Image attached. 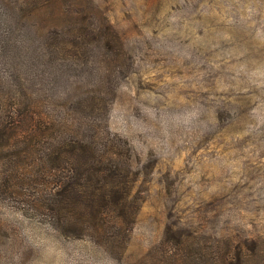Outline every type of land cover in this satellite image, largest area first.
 <instances>
[{
    "label": "rangeland",
    "instance_id": "rangeland-1",
    "mask_svg": "<svg viewBox=\"0 0 264 264\" xmlns=\"http://www.w3.org/2000/svg\"><path fill=\"white\" fill-rule=\"evenodd\" d=\"M65 7L70 18L88 17L73 26H97L100 39L87 44V62H54L71 77L53 88L71 98L95 96L97 108L105 103L97 122L129 145L135 191L153 189L141 194L138 220L123 232L71 184L31 166L41 195L83 224L85 235L55 236L45 222L25 220L13 200H0V264H264V0H81ZM8 13L0 78L24 79L53 10L25 29L19 9ZM104 18L117 33L107 48L98 28ZM41 68L47 75L46 65L36 73ZM76 105L75 115L85 118L89 110Z\"/></svg>",
    "mask_w": 264,
    "mask_h": 264
},
{
    "label": "trees",
    "instance_id": "trees-1",
    "mask_svg": "<svg viewBox=\"0 0 264 264\" xmlns=\"http://www.w3.org/2000/svg\"><path fill=\"white\" fill-rule=\"evenodd\" d=\"M76 1L81 0H0V31L12 18L10 7L22 12L17 21L23 29L35 16L53 10L43 20L48 21L47 32L37 53L43 59L38 61L36 55V61L29 62L28 68L34 66L24 79L19 75L10 80L7 76L0 78V200H13L25 220L45 222L55 236L80 238L85 235L83 224L46 201L31 166L47 175L52 173L54 180L71 184L103 219L115 223L123 232L138 220L146 199L141 194L148 195L153 188L135 191L139 174L134 170L129 145L123 148L115 134L97 122L96 116L103 114L105 103L102 101L97 108L95 96L71 98L53 88L60 81L67 85L71 77L69 70L59 73L54 62L73 58L87 62V44L100 39V32L98 35L94 31L97 26L72 25V21L83 23L88 18L69 17L70 10L65 5ZM98 28L107 35V42L105 36L102 40L107 48L109 39L117 33L105 18ZM31 31L21 36H29ZM3 34L2 41L6 38ZM35 37L41 40L36 34ZM37 64L48 67L47 75H43V68L36 73ZM36 83L41 87L37 88ZM5 86L11 92L5 93ZM74 103L78 110H89L85 118L81 116L84 113L75 115ZM36 192L40 196H35Z\"/></svg>",
    "mask_w": 264,
    "mask_h": 264
}]
</instances>
